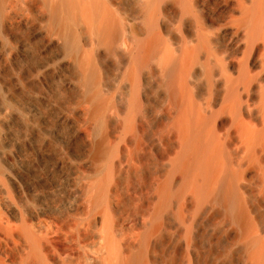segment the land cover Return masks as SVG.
Masks as SVG:
<instances>
[{
    "label": "bare ground",
    "instance_id": "obj_1",
    "mask_svg": "<svg viewBox=\"0 0 264 264\" xmlns=\"http://www.w3.org/2000/svg\"><path fill=\"white\" fill-rule=\"evenodd\" d=\"M0 264H264V0H0Z\"/></svg>",
    "mask_w": 264,
    "mask_h": 264
}]
</instances>
